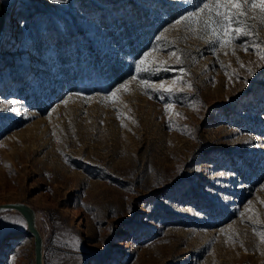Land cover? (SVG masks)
Listing matches in <instances>:
<instances>
[{
	"label": "rangeland",
	"instance_id": "374dc122",
	"mask_svg": "<svg viewBox=\"0 0 264 264\" xmlns=\"http://www.w3.org/2000/svg\"><path fill=\"white\" fill-rule=\"evenodd\" d=\"M0 2V203L35 211L42 264H264V60L241 46L251 37L210 45L176 24L202 0ZM145 52L151 70L132 80ZM0 264H33L16 211H0Z\"/></svg>",
	"mask_w": 264,
	"mask_h": 264
},
{
	"label": "snow or ice",
	"instance_id": "6c2138e0",
	"mask_svg": "<svg viewBox=\"0 0 264 264\" xmlns=\"http://www.w3.org/2000/svg\"><path fill=\"white\" fill-rule=\"evenodd\" d=\"M255 15H251L254 14ZM259 19L260 24L264 25V0H202V4L196 6V10L188 12L187 15L182 16L176 21V24H180L182 21L188 22L189 26L195 25L198 32H203L209 37L205 42L212 44H219L220 46H226L234 44L241 37H251L252 43L248 44L246 41L241 45L247 51L248 47H254L258 51L260 59L264 60V42L256 39V32L253 25L249 23L250 19ZM198 38L203 39V36ZM159 39V37L157 38ZM168 55L176 57V63H181V57L176 55L175 52H169ZM149 56L148 52L144 53V57L135 62L136 75L131 79L136 80L140 73L148 72L151 69L148 67L145 58ZM163 63V62H160ZM181 72L184 70L181 68ZM251 75V69L248 70ZM183 83V81H180ZM173 85L177 83V80L171 82ZM129 82L125 81L120 84L117 89L111 93V97L115 98L116 93L121 89L127 90ZM140 84L147 88H152L153 91L163 92L168 95H172L175 92L183 91L184 88L165 87L164 82L158 85H153L147 80H140ZM191 88V85H187ZM10 105L4 110H10ZM174 106L169 103H165L164 108L167 113ZM18 223V221H15ZM253 223H259L253 221ZM260 240L264 243V231L258 233Z\"/></svg>",
	"mask_w": 264,
	"mask_h": 264
},
{
	"label": "water",
	"instance_id": "95a60500",
	"mask_svg": "<svg viewBox=\"0 0 264 264\" xmlns=\"http://www.w3.org/2000/svg\"><path fill=\"white\" fill-rule=\"evenodd\" d=\"M5 11L0 3V30ZM16 211L24 221L27 233L32 237L33 264H42V238L35 223V211L19 201L0 203V211Z\"/></svg>",
	"mask_w": 264,
	"mask_h": 264
},
{
	"label": "trees",
	"instance_id": "16d2710c",
	"mask_svg": "<svg viewBox=\"0 0 264 264\" xmlns=\"http://www.w3.org/2000/svg\"><path fill=\"white\" fill-rule=\"evenodd\" d=\"M150 30V29H149ZM152 32L149 31V35H148V38L150 37V34ZM145 37V36H144ZM147 37V35H146ZM121 66V65H120ZM119 66V67H120ZM118 66H115L114 68H112L111 70L108 71V74H109V77H110V80H111V83L112 82H116L118 80H120L122 77H123V74H124V69L121 67L119 68Z\"/></svg>",
	"mask_w": 264,
	"mask_h": 264
},
{
	"label": "bare ground",
	"instance_id": "6f19581e",
	"mask_svg": "<svg viewBox=\"0 0 264 264\" xmlns=\"http://www.w3.org/2000/svg\"><path fill=\"white\" fill-rule=\"evenodd\" d=\"M1 3V2H0ZM2 5V4H1ZM3 7V6H2ZM4 9V8H3ZM5 11V10H4ZM4 18H5V14H4ZM4 18H3V23H4ZM3 23H2V26H1V30H0V34H1V31H2V27H3ZM75 211V210H74Z\"/></svg>",
	"mask_w": 264,
	"mask_h": 264
}]
</instances>
